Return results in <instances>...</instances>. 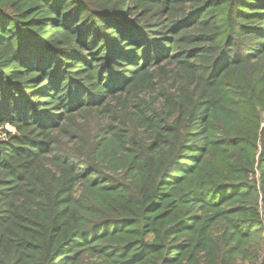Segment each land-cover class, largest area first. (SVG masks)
I'll use <instances>...</instances> for the list:
<instances>
[{
  "label": "trees",
  "instance_id": "1",
  "mask_svg": "<svg viewBox=\"0 0 264 264\" xmlns=\"http://www.w3.org/2000/svg\"><path fill=\"white\" fill-rule=\"evenodd\" d=\"M263 253L264 0H0V264Z\"/></svg>",
  "mask_w": 264,
  "mask_h": 264
},
{
  "label": "rangeland",
  "instance_id": "2",
  "mask_svg": "<svg viewBox=\"0 0 264 264\" xmlns=\"http://www.w3.org/2000/svg\"><path fill=\"white\" fill-rule=\"evenodd\" d=\"M9 131H11V132H13L14 130L12 129V128H10V127H6ZM262 259H264V253H263V255H262Z\"/></svg>",
  "mask_w": 264,
  "mask_h": 264
}]
</instances>
